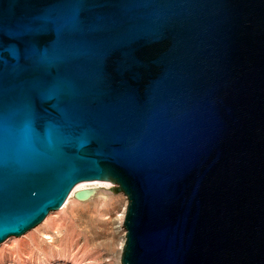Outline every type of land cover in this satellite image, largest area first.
I'll return each mask as SVG.
<instances>
[{
  "label": "water",
  "instance_id": "water-1",
  "mask_svg": "<svg viewBox=\"0 0 264 264\" xmlns=\"http://www.w3.org/2000/svg\"><path fill=\"white\" fill-rule=\"evenodd\" d=\"M85 181L121 264H264V0H0V244Z\"/></svg>",
  "mask_w": 264,
  "mask_h": 264
},
{
  "label": "rangeland",
  "instance_id": "rangeland-1",
  "mask_svg": "<svg viewBox=\"0 0 264 264\" xmlns=\"http://www.w3.org/2000/svg\"><path fill=\"white\" fill-rule=\"evenodd\" d=\"M82 189L40 225L0 244V264H121L117 226L127 197L112 181ZM82 191L86 198L79 197Z\"/></svg>",
  "mask_w": 264,
  "mask_h": 264
},
{
  "label": "bare ground",
  "instance_id": "bare-ground-1",
  "mask_svg": "<svg viewBox=\"0 0 264 264\" xmlns=\"http://www.w3.org/2000/svg\"><path fill=\"white\" fill-rule=\"evenodd\" d=\"M104 182H106V181H85V182H81V183H79L75 188H74V190L72 191V193L71 194H73V193H75L76 191H78V190H83L82 189V187H84V186H86V185H89V184H98V183H104ZM107 184V183H106ZM108 184H109V182H108ZM99 186V185H98ZM101 186V185H100ZM82 192H84V191H82ZM86 193H88V191L86 192ZM70 197H71V195H70ZM70 197L67 199V202L69 201V199H70ZM67 202L65 203V205H64V207L67 205ZM126 209V208H125ZM124 209V211H123V213H125V210ZM118 227V226H117ZM122 243H124V237H122ZM122 248V247H121Z\"/></svg>",
  "mask_w": 264,
  "mask_h": 264
},
{
  "label": "built area",
  "instance_id": "built-area-1",
  "mask_svg": "<svg viewBox=\"0 0 264 264\" xmlns=\"http://www.w3.org/2000/svg\"><path fill=\"white\" fill-rule=\"evenodd\" d=\"M125 215H126V211H125V213L122 212L121 214L118 215V217H119L118 229L122 233V237H124V243H125V240H126V229L123 227V223H124V220H125Z\"/></svg>",
  "mask_w": 264,
  "mask_h": 264
}]
</instances>
